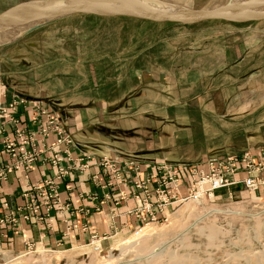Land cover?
<instances>
[{
  "label": "rangeland",
  "instance_id": "rangeland-1",
  "mask_svg": "<svg viewBox=\"0 0 264 264\" xmlns=\"http://www.w3.org/2000/svg\"><path fill=\"white\" fill-rule=\"evenodd\" d=\"M25 1L0 0V14ZM161 1L201 9L228 0ZM8 36L1 99L9 89L62 107L111 105L114 120L156 130L152 149L185 165L264 146V21L183 26L72 16ZM166 216L78 248L0 247V264H264V187L186 200Z\"/></svg>",
  "mask_w": 264,
  "mask_h": 264
},
{
  "label": "crops",
  "instance_id": "crops-1",
  "mask_svg": "<svg viewBox=\"0 0 264 264\" xmlns=\"http://www.w3.org/2000/svg\"><path fill=\"white\" fill-rule=\"evenodd\" d=\"M14 94V91L7 89L0 102L8 104L15 97ZM31 99L41 100L48 106V111L58 117L72 143L56 147V135L51 133L45 140L36 136L34 144L40 152L37 162L29 172L18 169L0 181V203H7L13 210L22 207V193L43 181L54 180L57 168L51 165V160L57 152L63 166L71 163L78 166L77 161L85 156L88 158L85 161L88 169L81 173L71 171L66 179L55 181L59 206L50 210L48 216L41 209L38 213L40 220L35 217L27 221L19 219L14 227H1L0 247L12 251H22L36 245L49 249L78 248L90 242L92 235L99 242H104L112 235L126 236L143 226L150 216L146 211L137 210L138 201L134 195L141 196V192L133 184L157 175L155 167L160 163H174L152 149V138L156 130L144 126L134 127L121 122V119L114 120L115 107L108 104L62 107L44 100L45 96L41 94ZM16 116L19 118L17 128L33 130L29 123L33 117L30 107L18 108ZM2 129L3 135L16 141L14 130L9 124H5ZM146 132L150 133V137H146ZM19 150L22 151V148ZM102 160L115 166L120 179L107 174L111 171L102 167ZM13 162L0 148V169ZM188 166L207 172L206 161L203 164L186 165L179 172L183 183L179 188L181 198L188 195V188L192 185ZM153 183L150 181L147 185L151 195ZM169 208L157 209L154 206L152 216L160 222L164 215H168Z\"/></svg>",
  "mask_w": 264,
  "mask_h": 264
},
{
  "label": "built area",
  "instance_id": "built-area-1",
  "mask_svg": "<svg viewBox=\"0 0 264 264\" xmlns=\"http://www.w3.org/2000/svg\"><path fill=\"white\" fill-rule=\"evenodd\" d=\"M20 107L22 109L30 107L33 111V117L29 121L33 130L17 128L19 118L16 113ZM42 118L45 120L42 121ZM5 124H9L13 128L16 141H12L8 136L3 135L2 127ZM51 133L57 137L56 147L61 144L69 145L72 143L58 117L50 113L48 106L41 101H28L15 96L8 104L0 102V148L14 161L0 169V181L5 180L9 174L18 169H22L26 173L29 172L40 154L34 144L36 143V136L45 140ZM20 148L22 151L19 150ZM57 154L58 152L51 160V165L57 168L54 180L43 181L42 184L31 187L22 193L20 196L24 200L22 207L13 210L7 203H0V228L4 226L14 227L19 219L27 221L31 217H35L40 220L41 217L38 216V213L41 209H44L45 216L46 213L48 216L50 210L59 206L55 181L66 179L71 171L81 173L88 169L85 163L88 158L85 156L77 161L78 166L76 163L63 166L61 165L62 160ZM102 162V167L111 171L107 174L112 175L117 180L120 179L119 173L115 171V166L112 163L110 164L105 160ZM206 166V173L195 166H188V175L192 185L188 188V195L184 198H181L179 194V188L183 185L179 178V172L186 168L184 163L162 162L155 167L157 175H151L145 181L135 182L134 188L141 192V196L139 194L134 195V199L138 201L136 208L139 212L141 210L146 211L150 216L144 226L166 222V215L160 222H157L152 216L154 206L157 209H163L183 203L186 200L196 201L204 197L209 199L217 191H227L235 187H242L246 193H254L264 187V146L258 148L255 154L245 152L237 156L228 155L219 160H207ZM150 181L154 182L153 195L147 190ZM95 243L100 242L95 235H92L90 245ZM93 248L94 251H99V246H93Z\"/></svg>",
  "mask_w": 264,
  "mask_h": 264
},
{
  "label": "water",
  "instance_id": "water-1",
  "mask_svg": "<svg viewBox=\"0 0 264 264\" xmlns=\"http://www.w3.org/2000/svg\"><path fill=\"white\" fill-rule=\"evenodd\" d=\"M72 16L125 18L154 24L183 26L219 21L243 24L264 21V0H228L221 7L193 9L161 0H28L0 14V46L19 36Z\"/></svg>",
  "mask_w": 264,
  "mask_h": 264
},
{
  "label": "bare ground",
  "instance_id": "bare-ground-1",
  "mask_svg": "<svg viewBox=\"0 0 264 264\" xmlns=\"http://www.w3.org/2000/svg\"><path fill=\"white\" fill-rule=\"evenodd\" d=\"M143 228H144V227H143ZM211 228H212V227H211ZM143 233H145V234H143ZM146 233H147V231H145V230H143V231L140 230L139 232H137V233L135 234V236H138V235L143 236V235H145V237H146ZM147 235H148V233H147ZM140 236H139V237H140ZM211 236H212V235H211ZM143 237H144V236H143ZM143 237H141V238H143ZM146 238H147V237H146ZM148 238H149V236H148ZM150 238H151V237H150ZM215 242H216V241H215ZM208 244H209V243H208ZM210 244H212V243H210ZM92 260H93V259H92ZM173 260H174V259H173ZM96 261H97V260H96ZM101 261H102V260H101ZM177 261H178V262H177ZM177 261H176L177 263H176V262H174V263H176V264L179 263V264H180V261H179V260H177ZM92 262H93V261H92ZM94 262H95V261H94ZM183 262H184V261H183ZM183 262H182V263H183ZM106 263H107V261H106ZM97 264H99V262H97Z\"/></svg>",
  "mask_w": 264,
  "mask_h": 264
}]
</instances>
